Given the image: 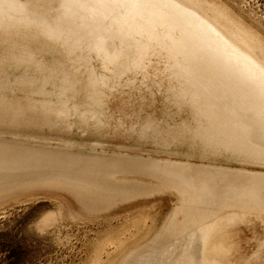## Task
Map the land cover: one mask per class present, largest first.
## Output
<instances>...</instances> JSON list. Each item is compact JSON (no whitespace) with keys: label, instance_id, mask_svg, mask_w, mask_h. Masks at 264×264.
<instances>
[{"label":"rangeland","instance_id":"obj_1","mask_svg":"<svg viewBox=\"0 0 264 264\" xmlns=\"http://www.w3.org/2000/svg\"><path fill=\"white\" fill-rule=\"evenodd\" d=\"M14 1L13 15L0 17V264H139L147 256V264H175L186 252L199 264L197 228L237 211L212 237L225 245L212 256L264 264V159L250 150L264 153L262 127L246 126L200 85L233 128L245 124L237 131L247 148L216 144L201 130L218 123L192 105L167 51L155 47L139 63L135 55L105 60L90 45L96 37L110 45L121 10L110 0ZM206 1L264 39V0ZM126 2L124 11L162 9L165 39L180 37L187 64L202 71L199 55H209L176 34L173 5ZM220 72L212 74L220 96H234L246 115L239 94L250 82ZM159 249L167 253L150 254Z\"/></svg>","mask_w":264,"mask_h":264},{"label":"bare ground","instance_id":"obj_2","mask_svg":"<svg viewBox=\"0 0 264 264\" xmlns=\"http://www.w3.org/2000/svg\"><path fill=\"white\" fill-rule=\"evenodd\" d=\"M110 1L121 8L118 15L115 16L117 23L112 24L109 28L110 35L112 36H110V45L107 49L103 48L100 44L101 40L99 37H96L93 44L90 45L98 54L104 56L105 60L111 63L118 61L122 57L128 58L130 55H135L136 57L133 58V61L138 62L142 61L148 54L151 55L150 53L155 47H160L169 53L168 56L171 60L170 68L174 71L175 76L185 79L188 85L187 96H189L192 105L197 108L202 118L206 119L210 126H214L213 123L215 122L218 123H215V128L219 125L217 131H210L209 126L208 128H202V138H209L216 144L238 151L243 147L247 148V143L245 144L246 141L243 140L244 134L242 133V135L239 133L240 131H237L240 130L237 129L238 127H242L241 124L245 125L243 123L244 121L240 124L241 127L238 125L237 128L236 126L233 128L234 126L232 127V124L230 125L229 123H232V119L226 114L224 115L221 108L217 106L218 104L215 105L210 101L209 97L200 88V85L210 90L215 97L220 99L219 101H223L224 107L231 113L239 115L243 120L245 119L246 126L259 125L264 131V124L263 126H261L262 124L260 125L262 123L261 121H264V39L256 33L257 31L254 32L250 28L245 27L238 19H234L223 8L206 0H156L159 3L173 5L176 13L179 15L177 24L172 26L176 30V34L194 41L209 55L207 59L202 57L201 54L199 55L201 57L199 63L202 65V71H198L187 64V60L183 55L182 46L180 45V37L173 36L165 39L166 34L161 29V24L164 21V15L166 13L162 9H159V11L153 10L151 14L146 13L143 9L140 12L124 11L127 0ZM16 7L17 4L14 0H0V17L5 13L13 15ZM158 30H160L159 33H157ZM57 37L72 38L66 36L65 33H61ZM72 39L74 45L81 46L78 40L75 38ZM116 40H118V43L115 42ZM220 70H226L230 74L242 76L250 82V86L248 87L249 91L239 94L246 100L245 103L248 104L247 109L250 112L247 111L248 113L246 115L240 112L241 109L239 107L234 105V96L231 98V103L229 101L230 98H227V100L220 96L216 78L212 75L214 72L215 74L219 73L222 77L225 76ZM182 71L187 74H183L184 72ZM220 123L224 125H220ZM263 131L261 130V132ZM244 132L246 133L247 131ZM238 133L243 137L240 138ZM261 136L264 137V135ZM250 150L253 157L264 159V153L261 156L259 155L262 153L260 149L252 148ZM254 153L257 154L255 155ZM225 214L197 228L201 233L199 236L201 237L203 245V256L199 254L202 257H199V264H219L216 257L212 255L224 252L225 245L221 241L216 242L211 239L212 237H216L214 236L216 235L215 233L220 235L219 233L226 226L241 217L238 211L237 213L233 212L231 215H227L228 213ZM178 245L180 247V244ZM162 250L159 249L150 254L161 256V254L166 252V250ZM179 254L178 256H180ZM157 260L155 259L154 261L157 264L158 262L160 263ZM162 260L165 259L163 258ZM140 262L139 264H147L149 262L148 256L144 257ZM176 263L197 264L189 255V252H186V256L181 258L180 261H176Z\"/></svg>","mask_w":264,"mask_h":264}]
</instances>
